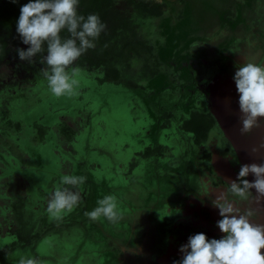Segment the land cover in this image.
Returning a JSON list of instances; mask_svg holds the SVG:
<instances>
[{"label":"flooded vegetation","instance_id":"flooded-vegetation-1","mask_svg":"<svg viewBox=\"0 0 264 264\" xmlns=\"http://www.w3.org/2000/svg\"><path fill=\"white\" fill-rule=\"evenodd\" d=\"M155 1L165 4L164 14L151 36L169 40L162 55L150 41L151 53L162 66L154 76L136 80L135 86L79 82L68 95L70 101L78 98L71 102L72 113L60 107L51 111L48 93L53 95L43 79L38 80L47 87V95L35 80L34 96L33 84L20 88L22 93L0 87V264H17L20 255L35 257L40 264H173L182 258L180 246L191 235H224L217 227L221 216L212 198L247 164L236 133L243 127V114L233 77L238 64H264V0ZM164 19L168 21L161 26ZM163 27L171 29L163 34ZM194 74L200 84L194 83ZM207 75L212 78L203 79ZM202 80H207L205 85ZM216 81L229 112L232 140L218 137L219 123L213 115L210 121L201 109L200 116L192 114L197 109L192 93L208 98L209 86ZM87 91L93 99L86 102ZM18 101L29 110L48 101L49 109L24 123L18 116L28 115L23 110L16 114ZM89 111L92 119L79 117ZM190 118L197 126L186 125ZM36 124L47 130L34 142L30 135L40 136ZM209 128L211 142L202 141ZM217 146L224 151L219 170ZM170 159L175 162L169 164ZM65 174L87 179L80 188L79 206L55 220L47 204L50 194L62 187ZM247 179L253 180L251 174ZM105 195L118 199L123 217L116 223L85 216ZM249 206L259 210L254 222L264 223L262 203L250 200L244 207Z\"/></svg>","mask_w":264,"mask_h":264},{"label":"clouds","instance_id":"clouds-1","mask_svg":"<svg viewBox=\"0 0 264 264\" xmlns=\"http://www.w3.org/2000/svg\"><path fill=\"white\" fill-rule=\"evenodd\" d=\"M79 5L80 0H29L20 7L16 22V32L28 46L16 50L19 60L34 64L41 56L39 63L45 66L41 69L42 76L50 93L56 97L74 94L79 83L76 78L79 69L74 64L96 47L95 41L107 27L97 14L87 17L79 14ZM62 32H67L68 36H62ZM233 79L243 114L240 131L249 133L260 126V118L264 117V64H238ZM258 150L252 149L253 152ZM250 174L254 175L253 180L247 179ZM86 179V176L73 174L60 178L62 187L50 194L47 204L50 218L60 220L79 206L80 188ZM229 185L212 198L221 216L217 227L224 235L211 239L203 232L191 235L188 242L180 246L182 258L173 264H264V223L254 222L258 209L244 207L250 200L264 201V164L241 165L237 179ZM85 216L91 221L106 218L116 223L123 213L117 197L105 195ZM17 264H40V261L30 255H20Z\"/></svg>","mask_w":264,"mask_h":264},{"label":"trees","instance_id":"trees-1","mask_svg":"<svg viewBox=\"0 0 264 264\" xmlns=\"http://www.w3.org/2000/svg\"><path fill=\"white\" fill-rule=\"evenodd\" d=\"M28 2L29 0H17L15 3L12 0H0V80L3 83H8L9 78L19 74V70L23 68H26L25 75L17 76L19 81L26 77L29 80L31 71L37 81L41 78V69L45 67L39 63L41 56L28 68V62L20 61L17 55L18 48L28 47L16 32L20 7ZM163 5L165 4L155 0H80L79 14L85 17L97 14L107 27L95 41L96 47L83 54L74 66L96 72L95 77L102 82L115 81L132 86H135L138 79L157 74L160 64L158 57L151 53L149 37L153 32V20L164 14ZM61 35L66 37L68 33L62 32ZM17 64H20L19 70ZM27 86L28 84L21 83L19 89ZM210 121L206 128L210 126ZM36 125L41 131L42 126ZM38 129L41 138L47 129L41 132ZM68 131L66 137L70 140L73 130Z\"/></svg>","mask_w":264,"mask_h":264},{"label":"rangeland","instance_id":"rangeland-1","mask_svg":"<svg viewBox=\"0 0 264 264\" xmlns=\"http://www.w3.org/2000/svg\"><path fill=\"white\" fill-rule=\"evenodd\" d=\"M165 21H168V20H163L162 21V23H161V26H163L164 24H165ZM163 24V25H162ZM153 30L155 31L156 30V27H157V25H158V19H155V20H153ZM164 29H167V31H169L171 28H165V27H163V34H165L166 33V31L164 30ZM152 30V31H153ZM161 31V30H160ZM150 38V40H151V42L152 43H154V45H155V48L157 49V52L158 53H160L159 55H162V51L164 50H162V48H164L165 46H166V44L164 45V43L166 42V41H168L169 40V36H164V37H160L159 35L157 36V34L155 33V34H153V36H150L149 37ZM184 56V55H183ZM185 58V57H184ZM29 64V63H28ZM19 66H20V64H18ZM23 65H21V67H22ZM31 66V64H29V66H28V68ZM155 66H156V64H155ZM18 67V66H17ZM75 67H77V68H82L81 70H80V72L81 73H79L78 72V75H77V79H78V81H79V79L81 78L82 80L81 81H79L80 83H82L83 85H85L84 84V82L85 81H88L89 82V85H90V83H93V82H91V80H95L94 82H98V83H102V86H105V82H102L101 81V79H99V78H97V77H95L96 76V72L94 73V72H88L85 68H83V67H79V66H75ZM160 68H162V66H160ZM179 69V68H178ZM29 70V69H28ZM87 72H86V71ZM185 72V71H184ZM28 73V72H27ZM22 75H25V71H21L19 74H16V75H14L13 77H11V78H9V80H8V83L7 84H5V82L3 83L1 80H0V87H5V88H7V89H10V88H12L13 90H15V91H17V93L18 92H20V93H22V90L21 89H19V86H20V84L21 83H23L24 85H27V84H33V82H34V80H35V77L33 76V73H32V71H31V76H30V78H29V80H28V77H26V78H23V79H21L20 81H19V79L17 78V76H22ZM208 76L209 77H211L212 78V76L211 75H207V76H205L203 79H205V78H208ZM80 77V78H79ZM40 79H43L45 82H46V80L44 79V78H40ZM193 81H194V83H195V81H197V84H200V81H199V77H197V74L195 75H193ZM15 81V82H14ZM40 81L41 80H37V83H39L40 84ZM206 81L207 80H202L201 81V85H205L206 84ZM195 85V84H194ZM218 85H219V82H213L209 87L211 88V91L210 92H208V95L210 96V97H206L205 96V94L204 95H202V96H198V95H196V94H193L192 93V96H193V98H195V99H197V103H196V106H195V108H194V110L195 111H193V117L194 116H196L197 115V113H198V115L200 116V113L201 112H198V111H200V109L201 110H203L204 111V113L205 114H207V115H209V116H211V115H213L214 116V118H215V120L213 119V121L214 122H218L219 124L217 125V129H218V137L219 138H222L224 141H225V137H224V135H226L227 137L229 136V138L232 140V137H231V133H232V131H231V129L229 128V126H230V122H229V120H228V117H229V112H228V110L223 106V96H222V94H221V92H220V90H219V87H218ZM33 86V92H30V93H33V96H34V93L36 94L37 92H38V89L36 88V85H35V83L32 85ZM40 86V88L41 87H43V94H46L47 95V92H48V90H47V87L44 85V83L43 82H41V84L39 85ZM193 89V92L196 90V87H193L192 88ZM21 90V91H20ZM15 91H13V92H15ZM128 92H131V90H129L128 89ZM204 93V92H203ZM48 95L50 96V104H51V111L53 110V109H55L56 107H60V108H66V112L68 111V110H70L71 109V113L73 112V107H72V104H71V102H73V103H76L77 101H78V98H74V99H72V101H70V99H68V95H64V96H61L60 97V101H58V100H55L56 99V96H54L53 95V98L51 97V95L48 93ZM195 95V96H194ZM213 96V97H212ZM32 98V97H31ZM83 98H84V96H83ZM93 99V93L92 92H90V91H87L86 93H85V101L87 102V101H91ZM96 99V98H95ZM222 103V104H221ZM21 104V105H20ZM78 105H81L80 103H78ZM34 106V108H35V110H29L30 109V107L28 108V107H26L25 106V103L24 102H20V101H18L17 103H16V105H15V110H18V111H16L17 113V115H18V113L20 112V114H21V111L23 110V111H25V113L28 115V117L27 116H18L19 117V119L21 120V121H23L24 123H26L28 120H32V119H34L36 116H38V115H40V114H44L45 113V111H47L48 109H49V103H48V101H44L43 103H37V104H34L33 105ZM139 109V108H138ZM205 109V110H204ZM89 114L90 115H87L86 116V112H81V114L79 115V117L80 118H83V120H84V118L86 119V121L87 120H90V119H92V112H90L89 111ZM118 114V113H117ZM89 116V117H88ZM23 117H25L27 120H25ZM188 116H183V118H187ZM54 118L55 119H57L58 118V115L57 114H54ZM77 118V117H76ZM207 118V117H206ZM208 118H212V116L211 117H208ZM192 120H193V118H190L189 120H188V122L186 123V125H188V124H192ZM184 121H186V120H184ZM56 124L57 123H54L53 124V127H57V137H58V135H59V133H58V130H59V126H56ZM193 126H197L196 124H192ZM31 127H32V130L34 131V128L35 127H33V124H31ZM54 128V129H55ZM215 127H213L212 129H214ZM83 129V128H82ZM212 129H208L207 131L208 132H206V133H204V134H202L201 135V140L203 141V140H205V139H209V142H211V137L209 136V134L212 132L211 130ZM55 134V133H54ZM31 136V138H30V140H32V141H39V139H40V137H39V135L37 134V133H33L32 135H30ZM55 136H56V134H55ZM211 144V143H210ZM14 148V147H13ZM210 149V148H209ZM216 149V147H214V148H211V150H210V152H213V151H216L215 150ZM233 149H234V144H233ZM213 150V151H212ZM224 153V151L219 147V146H217V155H216V161H217V169L219 170V162H220V154H223ZM215 156V155H214ZM165 157V159H167V157L166 156H164ZM168 162H169V164H172L173 162H175V160L174 159H170V160H168ZM34 231H37L38 232V230L36 229V228H33L32 229V232H34ZM41 231V230H40Z\"/></svg>","mask_w":264,"mask_h":264},{"label":"water","instance_id":"water-1","mask_svg":"<svg viewBox=\"0 0 264 264\" xmlns=\"http://www.w3.org/2000/svg\"><path fill=\"white\" fill-rule=\"evenodd\" d=\"M241 127H239L236 132L241 138L240 149L242 156L247 164L251 163H261L264 164V129L259 127H254L249 134L241 133ZM243 142V143H242ZM259 149L256 152H253L252 149ZM251 177L254 179V175L251 174ZM264 208V201H261Z\"/></svg>","mask_w":264,"mask_h":264},{"label":"crops","instance_id":"crops-1","mask_svg":"<svg viewBox=\"0 0 264 264\" xmlns=\"http://www.w3.org/2000/svg\"><path fill=\"white\" fill-rule=\"evenodd\" d=\"M119 201H120V200H119ZM169 208H171V207H169ZM24 229H27V226H26V225H24ZM113 234H115V233H113ZM47 241H49V239H48Z\"/></svg>","mask_w":264,"mask_h":264}]
</instances>
